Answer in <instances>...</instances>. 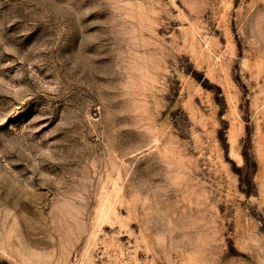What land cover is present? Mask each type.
Wrapping results in <instances>:
<instances>
[{
	"label": "rangeland",
	"instance_id": "1",
	"mask_svg": "<svg viewBox=\"0 0 264 264\" xmlns=\"http://www.w3.org/2000/svg\"><path fill=\"white\" fill-rule=\"evenodd\" d=\"M0 264H264V0H0Z\"/></svg>",
	"mask_w": 264,
	"mask_h": 264
},
{
	"label": "snow or ice",
	"instance_id": "2",
	"mask_svg": "<svg viewBox=\"0 0 264 264\" xmlns=\"http://www.w3.org/2000/svg\"><path fill=\"white\" fill-rule=\"evenodd\" d=\"M0 131H2V129H0Z\"/></svg>",
	"mask_w": 264,
	"mask_h": 264
}]
</instances>
